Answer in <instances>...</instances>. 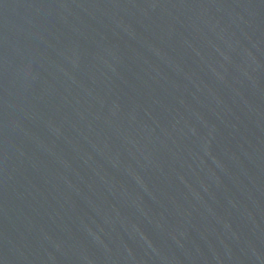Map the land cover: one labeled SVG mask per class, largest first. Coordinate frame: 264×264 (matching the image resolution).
I'll return each mask as SVG.
<instances>
[{"label":"water","instance_id":"1","mask_svg":"<svg viewBox=\"0 0 264 264\" xmlns=\"http://www.w3.org/2000/svg\"><path fill=\"white\" fill-rule=\"evenodd\" d=\"M0 264H264V0H0Z\"/></svg>","mask_w":264,"mask_h":264}]
</instances>
